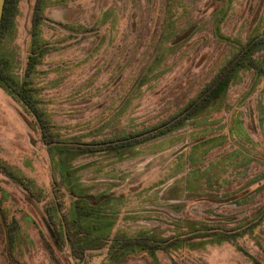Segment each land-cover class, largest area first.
<instances>
[{
  "label": "rangeland",
  "instance_id": "374dc122",
  "mask_svg": "<svg viewBox=\"0 0 264 264\" xmlns=\"http://www.w3.org/2000/svg\"><path fill=\"white\" fill-rule=\"evenodd\" d=\"M49 1L41 37L31 34L35 0H22L5 40L17 53L20 75L34 40L45 43L32 80L36 96L64 143L84 148L176 114L247 39L264 34V0ZM263 57L264 49L254 53ZM41 136L0 87V161L48 198L53 179L69 167L55 165ZM77 151L74 175L90 193L112 198L113 230L147 233L166 247L109 259L107 245L77 261L68 245H54L44 201L33 203L25 188L0 172V221L18 222L17 260L254 264L252 256L264 264V76L253 68L237 72L224 100L164 137L121 153ZM63 195L69 208L68 192ZM3 228L0 264H11Z\"/></svg>",
  "mask_w": 264,
  "mask_h": 264
},
{
  "label": "trees",
  "instance_id": "16d2710c",
  "mask_svg": "<svg viewBox=\"0 0 264 264\" xmlns=\"http://www.w3.org/2000/svg\"><path fill=\"white\" fill-rule=\"evenodd\" d=\"M21 1L5 0L4 12L0 22V87L11 98L19 102L25 113L32 117L41 131L42 141L48 147L55 165L62 170L65 165L69 168L65 171L66 176L62 173L60 180L59 178L58 180L57 178L53 179V195L48 198L40 190L38 193L37 186L33 181L25 180L13 166L2 160L0 161V172L25 188L33 196L34 200H32L33 198L30 199L33 203L44 201L45 211L49 217L47 223H49L50 230L48 231L54 245L58 250H63L64 244L68 245V255L77 261L84 260L88 252L101 249L107 245V258L109 259L122 255V259H125L127 253L139 249L146 248L152 251L164 249L166 247L165 240H158L147 233H140L134 237L123 231L115 232L113 230L116 217L111 212V209L115 207L112 198L109 196L102 198L101 195L90 193L79 181V176L74 175L76 168H74L73 158L76 152L78 153L77 149L89 152L104 149L121 153L127 148L164 137L181 128L186 121L206 111L214 102L224 100L231 81L236 78L237 72L242 68L251 67L258 75L264 76V57L261 60L254 58L255 52L264 49V34L247 39L240 50L222 64L211 80L176 114L152 128L130 133L116 140L96 141L84 148L78 144L64 143L60 132L55 130V125L50 121V113L40 104L41 102L36 96L39 94V89L33 86L32 80L36 72L35 64L40 56L39 50L45 48V43L34 40V44L28 52L23 75H20L17 66V53L12 55L9 46L7 47L8 44L5 39L9 35ZM50 3L49 0H35L31 16V34L33 36L41 37V23L46 18L44 8ZM64 178L66 181H63ZM63 190L68 192L71 199L69 208L63 204ZM97 203L99 205H96ZM0 225L2 228L6 227L3 229L8 260L11 264H26L17 260L13 255L14 245L19 240L17 220H12L9 225L0 221ZM251 258L254 264H257L255 258L252 256Z\"/></svg>",
  "mask_w": 264,
  "mask_h": 264
},
{
  "label": "water",
  "instance_id": "95a60500",
  "mask_svg": "<svg viewBox=\"0 0 264 264\" xmlns=\"http://www.w3.org/2000/svg\"><path fill=\"white\" fill-rule=\"evenodd\" d=\"M4 5H5V0H0V22L4 12Z\"/></svg>",
  "mask_w": 264,
  "mask_h": 264
}]
</instances>
